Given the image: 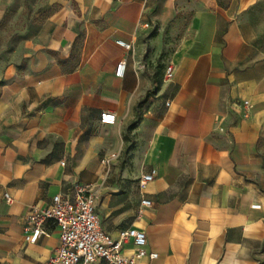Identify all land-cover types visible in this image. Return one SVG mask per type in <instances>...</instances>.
Returning <instances> with one entry per match:
<instances>
[{
	"label": "crops",
	"instance_id": "0c3cea01",
	"mask_svg": "<svg viewBox=\"0 0 264 264\" xmlns=\"http://www.w3.org/2000/svg\"><path fill=\"white\" fill-rule=\"evenodd\" d=\"M254 1L0 0V264H47L57 226L29 242L26 214L77 182L104 232L144 231L157 256L137 264H264V48L243 18Z\"/></svg>",
	"mask_w": 264,
	"mask_h": 264
},
{
	"label": "built area",
	"instance_id": "2783aa9c",
	"mask_svg": "<svg viewBox=\"0 0 264 264\" xmlns=\"http://www.w3.org/2000/svg\"><path fill=\"white\" fill-rule=\"evenodd\" d=\"M144 26H147L145 23ZM116 44L129 49L130 44L116 40ZM126 63L124 59L115 65V76L121 77ZM174 67L167 64L163 71V80H170ZM168 104V103H166ZM245 104L246 101H245ZM249 109V105H246ZM115 121V114L104 110L99 114L101 124L110 125ZM118 155L111 152L100 158L101 165L106 169L111 160ZM156 171L152 169L143 174L140 184L153 179ZM7 202L10 201L8 192L3 193ZM96 194L89 183H74L68 194H55L51 203L44 207H31L27 214V223L23 228L24 237L32 242L36 237L45 235V224L53 221L58 229L59 243L47 264H137L142 257L154 259L157 253L146 249V236L144 231L133 227L120 229L115 236L103 231L99 216L95 210ZM148 199H141V206H150ZM130 242L134 246L131 255L123 253V245Z\"/></svg>",
	"mask_w": 264,
	"mask_h": 264
},
{
	"label": "rangeland",
	"instance_id": "374dc122",
	"mask_svg": "<svg viewBox=\"0 0 264 264\" xmlns=\"http://www.w3.org/2000/svg\"><path fill=\"white\" fill-rule=\"evenodd\" d=\"M243 18L251 25L258 43L264 48V0H255L244 12Z\"/></svg>",
	"mask_w": 264,
	"mask_h": 264
},
{
	"label": "trees",
	"instance_id": "16d2710c",
	"mask_svg": "<svg viewBox=\"0 0 264 264\" xmlns=\"http://www.w3.org/2000/svg\"><path fill=\"white\" fill-rule=\"evenodd\" d=\"M156 88H157V87H156ZM133 126H134V124L130 125V127H129V128L131 129Z\"/></svg>",
	"mask_w": 264,
	"mask_h": 264
}]
</instances>
